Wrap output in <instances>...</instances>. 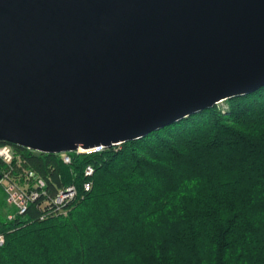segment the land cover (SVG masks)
<instances>
[{
	"label": "water",
	"instance_id": "obj_1",
	"mask_svg": "<svg viewBox=\"0 0 264 264\" xmlns=\"http://www.w3.org/2000/svg\"><path fill=\"white\" fill-rule=\"evenodd\" d=\"M264 87V0H0V142L142 139Z\"/></svg>",
	"mask_w": 264,
	"mask_h": 264
},
{
	"label": "trees",
	"instance_id": "obj_2",
	"mask_svg": "<svg viewBox=\"0 0 264 264\" xmlns=\"http://www.w3.org/2000/svg\"><path fill=\"white\" fill-rule=\"evenodd\" d=\"M221 103L100 153H70L69 165L0 142L14 150L17 184L31 188V173L45 183L23 215L0 218V264H264V87ZM68 185L75 200L45 215L41 204Z\"/></svg>",
	"mask_w": 264,
	"mask_h": 264
},
{
	"label": "built area",
	"instance_id": "obj_3",
	"mask_svg": "<svg viewBox=\"0 0 264 264\" xmlns=\"http://www.w3.org/2000/svg\"><path fill=\"white\" fill-rule=\"evenodd\" d=\"M105 147L99 145L87 150H77L76 154H96L100 153ZM70 153H60V158L65 165L71 163ZM14 161V150L9 145H0V190L5 196V202L13 212L6 215V220L11 221L15 215H23L30 203L38 200L40 196L45 195L43 189L45 183L42 179L37 178L34 174H30L34 183L31 188L22 187L14 181L12 177V164ZM94 173L93 168L88 165L83 170L85 181L81 184L84 192H89L91 189V177ZM78 191L75 185H68L60 188L56 194L41 204L43 211L48 210L45 215H53L60 213L62 209L75 200ZM5 243V235L0 231V248Z\"/></svg>",
	"mask_w": 264,
	"mask_h": 264
},
{
	"label": "rangeland",
	"instance_id": "obj_4",
	"mask_svg": "<svg viewBox=\"0 0 264 264\" xmlns=\"http://www.w3.org/2000/svg\"><path fill=\"white\" fill-rule=\"evenodd\" d=\"M219 106L222 107V108H225L226 104L225 103H220ZM0 193H1V191H0ZM7 212H13V210L10 207H8L7 205L3 204V201L0 200V218L1 217H5Z\"/></svg>",
	"mask_w": 264,
	"mask_h": 264
},
{
	"label": "crops",
	"instance_id": "obj_5",
	"mask_svg": "<svg viewBox=\"0 0 264 264\" xmlns=\"http://www.w3.org/2000/svg\"><path fill=\"white\" fill-rule=\"evenodd\" d=\"M9 213H11V212H7L6 215L9 214ZM6 215H5V217H6Z\"/></svg>",
	"mask_w": 264,
	"mask_h": 264
}]
</instances>
